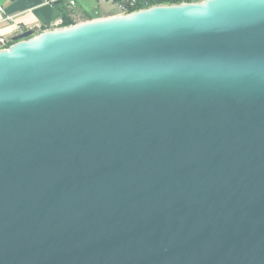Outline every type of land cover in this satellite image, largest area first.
Returning a JSON list of instances; mask_svg holds the SVG:
<instances>
[{"label":"water","instance_id":"1","mask_svg":"<svg viewBox=\"0 0 264 264\" xmlns=\"http://www.w3.org/2000/svg\"><path fill=\"white\" fill-rule=\"evenodd\" d=\"M13 41L0 264H264V0Z\"/></svg>","mask_w":264,"mask_h":264},{"label":"crops","instance_id":"2","mask_svg":"<svg viewBox=\"0 0 264 264\" xmlns=\"http://www.w3.org/2000/svg\"><path fill=\"white\" fill-rule=\"evenodd\" d=\"M0 5L4 9L0 13V36L7 38L12 44L15 43L13 40L16 36L29 30H36V34H39L64 27L63 8L76 24L122 14L112 0H83L75 8H69L58 0H0ZM7 17L13 19L7 21Z\"/></svg>","mask_w":264,"mask_h":264},{"label":"trees","instance_id":"3","mask_svg":"<svg viewBox=\"0 0 264 264\" xmlns=\"http://www.w3.org/2000/svg\"><path fill=\"white\" fill-rule=\"evenodd\" d=\"M119 3H123L127 9V13H131L134 11H138L141 9L149 8L155 5H163V4H179L183 2H193V0H136L134 4H132L129 0H117ZM117 3V2H116ZM60 6V3H57ZM62 8V7H61ZM63 16H64V26L74 25V21L70 18L68 12L65 8H63ZM12 45V43H11Z\"/></svg>","mask_w":264,"mask_h":264},{"label":"built area","instance_id":"4","mask_svg":"<svg viewBox=\"0 0 264 264\" xmlns=\"http://www.w3.org/2000/svg\"><path fill=\"white\" fill-rule=\"evenodd\" d=\"M58 1L65 3V5L69 8H75L77 7L78 3L83 0H58ZM112 1L117 2L120 10L122 11V14H127V9L123 3H119L117 0H112ZM129 1H131L132 4L136 2V0H129ZM198 1H202V0H193V2H198ZM2 12H4V9L0 5V13ZM12 19H13L12 17H7L6 20L11 21ZM10 46H11V42L7 38L0 36V51L8 49Z\"/></svg>","mask_w":264,"mask_h":264},{"label":"rangeland","instance_id":"5","mask_svg":"<svg viewBox=\"0 0 264 264\" xmlns=\"http://www.w3.org/2000/svg\"><path fill=\"white\" fill-rule=\"evenodd\" d=\"M116 5H118V4L116 3ZM116 8H117L118 10H120V8H119L118 6H117ZM75 20L78 21V18H75ZM73 21H74V20H73ZM79 23H81V22H79ZM75 24H76V23H75ZM75 24H74V25H75ZM77 24H78V22H77ZM64 27H65V26H64Z\"/></svg>","mask_w":264,"mask_h":264}]
</instances>
